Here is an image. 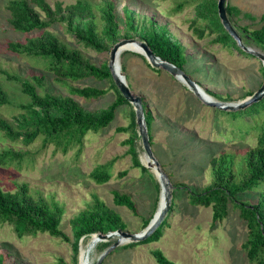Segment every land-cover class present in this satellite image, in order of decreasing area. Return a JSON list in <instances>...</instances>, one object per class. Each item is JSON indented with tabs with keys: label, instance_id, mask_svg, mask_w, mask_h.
Returning a JSON list of instances; mask_svg holds the SVG:
<instances>
[{
	"label": "rangeland",
	"instance_id": "374dc122",
	"mask_svg": "<svg viewBox=\"0 0 264 264\" xmlns=\"http://www.w3.org/2000/svg\"><path fill=\"white\" fill-rule=\"evenodd\" d=\"M8 1L0 0V71L5 72H0V86L8 100L7 104L0 105V119L16 131L26 115L20 105L26 104L28 98L20 92L16 81L7 78V74L30 81L32 77H41L39 85L33 80L39 94L72 97L88 112L104 109L113 102L116 93L109 80L100 81L92 77L79 81L56 80L42 60L11 51L9 43H25L28 38L38 36L40 31L24 34L13 30L6 8ZM45 1L51 7L56 3L65 7L78 0ZM80 1L92 6L95 31L101 39H104V27L100 9L105 3H111L122 36L114 42L105 41V51L98 52L77 42L66 32L64 24H53L48 31L70 48L77 49L96 67L108 64L113 44L125 39L122 9L127 8L135 13L138 20H153L169 30L184 49L187 58L184 73L213 100L240 102L263 83L261 61L248 52L246 56L240 54L241 48L235 42L232 44L236 49L216 43L215 35L201 40L196 37L190 23L198 17L197 0ZM226 5L239 11L229 16V20L242 38L245 36L243 29L250 32L264 25V0H226ZM132 37L138 39L137 35ZM242 44L248 50L264 54L248 39H244ZM139 55L122 51L118 57L122 66L120 71L132 94L143 98L149 109L152 122L149 129L146 128L150 134L151 150L169 179L171 194L175 193L174 205L160 225L162 236L158 241L128 247L125 246L128 244H122L112 250L101 264H157L151 253L155 250L174 264H250L241 249L246 239V227L238 210L229 206L227 216L212 227L211 207L191 205L186 189L200 192L212 183L209 166L212 157L231 153L236 162L242 160L245 151L256 144L257 130L253 126L262 124L264 113L250 114L251 109H246L234 117L231 113L227 115L225 111L208 107L167 72L161 69L153 71ZM84 87L104 89L106 93L96 99L71 94L72 88ZM263 101L255 103L252 109L261 111ZM132 111L129 103L120 105L106 128L87 132L79 143L72 142L65 153L61 146L44 142L41 136L25 143L20 138L13 140L0 132V154L10 151L22 155L20 160L16 158L10 164L0 165V191L14 192L17 186L26 184L35 198L40 196L47 202L58 203L63 208L59 228L68 239L65 241L47 233L18 238L11 225L0 224V256L5 264H79V250L81 246L86 248L91 236L83 237L74 249L70 221L92 203L94 197L120 215L126 225L125 232H140L143 221L153 217L159 206L161 187L154 171L145 167L146 155L137 126L132 125L133 119L135 121ZM117 128L127 130L117 132ZM130 140L132 144L127 143ZM131 145L145 170L133 166L129 151ZM7 157L11 158V155ZM105 164L110 179L104 184H96L89 174L95 167ZM122 171L127 172L125 176L119 175ZM174 184L185 188L175 189ZM114 192L130 196L135 203L136 214L125 207L115 206L112 203ZM238 198L253 202L256 196L251 193ZM114 241L97 243L90 252V262H95Z\"/></svg>",
	"mask_w": 264,
	"mask_h": 264
},
{
	"label": "trees",
	"instance_id": "16d2710c",
	"mask_svg": "<svg viewBox=\"0 0 264 264\" xmlns=\"http://www.w3.org/2000/svg\"><path fill=\"white\" fill-rule=\"evenodd\" d=\"M197 1L199 2L198 17L190 23V29L196 37L201 40L206 36L215 35L216 43L234 48L232 43H236V41L228 35L220 23L216 7L217 0ZM180 7L181 5H178V8ZM6 8L9 12V24L13 30L24 34L40 31L38 36L28 38L25 43H9L8 47L11 51L42 60L48 70L54 74L56 80L79 81L89 77L100 81L109 80L116 93L115 99L106 108L88 112L72 97L54 96L48 93L39 94L33 80L39 85L41 77H32L33 80L30 81L7 74L9 80L19 84L20 92L28 98V102L20 105L26 115L16 131L0 119V132L13 140L20 138L25 143L41 136L44 142H53L57 146H61L65 153L72 142L79 143L87 132H96L106 128L113 121L116 109L128 102L115 87L107 63L96 67L77 49L70 48L49 32L48 28L56 23L64 24L66 32L70 33L77 42L94 51L103 52L105 51L103 45L105 41L114 42L122 36L119 34L118 24L115 21L113 5L105 3L100 9L104 39L99 38L96 34L92 6L87 2L78 0L65 7L56 3L54 7H51L45 0H9ZM122 12L125 26L123 38L129 39L133 38L132 35H137L138 40L144 41L156 56L184 71L187 64L184 49L166 27L153 20L140 21L135 13L127 8H123ZM238 13L239 11L235 7L226 5L228 19L232 14ZM198 20L200 21L198 22ZM201 22L203 24L199 25ZM243 32L245 33L243 38L237 32L241 42L248 39L264 51V25L250 32L243 29ZM240 51L243 50H239L243 56L248 54L245 51L243 53ZM139 56L146 62L143 56ZM147 66L149 65L147 64ZM120 68L122 69V66ZM153 71L159 72V69L153 68ZM262 71L264 72L263 68ZM0 72L5 73L4 71ZM105 93L106 90L95 87L71 89L72 95L84 99H96ZM250 95L252 93H248L247 96ZM261 100H264V96ZM7 103V96L0 86V105ZM141 103L145 124L149 129L152 122L151 114L143 98H141ZM254 104L252 103L244 109L233 112L225 111L224 113L227 115L231 113L234 117L238 112L244 113L246 109H251L250 114L253 112L264 113V101L262 110L259 112L252 109ZM132 114L135 117L134 111ZM132 125H135L134 119ZM253 129L257 130L256 144L245 151L242 160L236 162L234 154L231 153H221L218 157H212L209 160L212 183L200 192L188 189L186 191L191 205L211 207L212 227L227 216L229 206L238 210L239 217L246 227V239L242 243L241 249L250 264H264V116L262 124L257 127L253 126ZM126 130L125 128L116 129L117 132ZM148 136L151 141L149 130ZM127 143L132 144L133 142L130 140ZM129 151L132 154L133 166L145 170L146 168L139 163L132 145ZM9 155L11 158L7 157ZM16 158L20 160L22 155L4 151L0 154V165L10 164ZM107 169L106 164L95 167L89 174L90 179L96 184L106 183L111 176ZM126 173V171H122L119 175L125 176ZM180 186L174 184L173 188L178 189ZM251 193L256 196L253 202H250V199L238 198L240 195ZM174 198L173 191L169 212L174 205ZM112 203L115 206L125 207L131 213L136 214L135 203L126 194L114 192ZM62 215L63 208L58 203L47 202L40 196L35 198L30 194L26 184L17 186L14 192L0 191V224L11 225L18 238L47 233L51 237L67 241V237L59 228ZM148 222L149 220L143 221L142 229L147 226ZM70 224L73 230L74 249H77L78 242L83 237L124 230L126 227L120 215L96 197L70 221ZM159 229L160 226L145 240L125 246L156 242L162 236ZM151 253H153L157 264H174L165 258L159 250ZM0 264H5L2 256H0Z\"/></svg>",
	"mask_w": 264,
	"mask_h": 264
},
{
	"label": "water",
	"instance_id": "95a60500",
	"mask_svg": "<svg viewBox=\"0 0 264 264\" xmlns=\"http://www.w3.org/2000/svg\"><path fill=\"white\" fill-rule=\"evenodd\" d=\"M217 14L220 19V23L223 29L231 36L237 43V45L243 49L245 52L250 53L252 56L256 57L259 61H261L262 66L264 68V54L261 52L248 50L245 47L239 35L237 34L234 27L231 25L227 15H226V0H217L216 3ZM133 44L135 47L139 48L140 51L131 50V52H135L144 57L147 64L154 69H161L162 71L167 72L171 77L179 80L183 85H185L204 105L208 107H212L222 111H237L240 109H244L252 103H256L264 96V80L261 86L254 92L252 95L243 99L237 103H224L215 100H208L201 97L199 94L200 87L191 80L181 69L176 66L160 59L156 56L148 47V45L144 41H140L136 38L122 39L116 42L109 51V61H108V69L110 71L113 83L117 88L119 94L132 106L134 115H135V124L137 126L138 137L141 140L142 149L146 155V163L145 167L149 169H154L158 172L157 179L159 181L161 192L164 193L163 196V206L160 207V202L157 211L154 213L153 217L149 220L147 226L142 229L138 233H128L123 230H116L114 232H109L106 234H95L93 235L95 238L93 240V246L99 242H107L112 239L115 241L101 253V255L97 258V260L91 264H101L103 259L115 248L122 244H130V243H138L146 238H148L163 222L167 213L170 209V201H171V184L167 175L160 169V165L158 161L154 158V155L151 150V145L149 141L148 131L146 128L145 120H144V112L141 103V97L132 94L129 87L125 82L124 76L121 74L120 66L118 65V57L120 52L124 49L126 45ZM129 51V50H127ZM118 69L119 73H116L114 70Z\"/></svg>",
	"mask_w": 264,
	"mask_h": 264
},
{
	"label": "bare ground",
	"instance_id": "6f19581e",
	"mask_svg": "<svg viewBox=\"0 0 264 264\" xmlns=\"http://www.w3.org/2000/svg\"><path fill=\"white\" fill-rule=\"evenodd\" d=\"M125 50H129V51H131V50L140 51V49L137 48V47H135V45H133V44L126 45L122 51H125ZM122 51H121V52H122ZM121 52H120V53H121ZM118 59H119V58H118ZM118 65L120 66L119 63H118ZM114 71H115L116 73H119L117 68H115ZM199 94H200L201 97H203L204 99L213 100V99H212L209 95H207V94H206L201 88L199 89ZM145 162H146V161H145ZM152 170L154 171L155 175L158 176V172H156L154 169H152ZM163 196H164V193H163V191H162L161 198H160V207L163 206ZM94 238H95V237L92 235V236H91V241H90V243L86 246V248H84V247L81 246V248H80V250H79V256H78V262H79V264H91V262H90V252H91V250L93 249V247L95 246V245L93 246V244H92Z\"/></svg>",
	"mask_w": 264,
	"mask_h": 264
}]
</instances>
